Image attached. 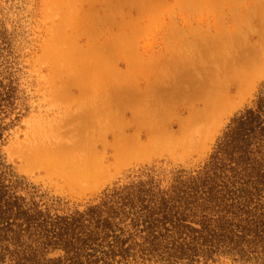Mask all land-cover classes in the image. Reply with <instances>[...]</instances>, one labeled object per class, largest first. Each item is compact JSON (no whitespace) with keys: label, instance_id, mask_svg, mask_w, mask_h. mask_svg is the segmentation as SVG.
Instances as JSON below:
<instances>
[{"label":"rangeland","instance_id":"1","mask_svg":"<svg viewBox=\"0 0 264 264\" xmlns=\"http://www.w3.org/2000/svg\"><path fill=\"white\" fill-rule=\"evenodd\" d=\"M256 48L264 0H0V185L3 205L16 202L5 215L20 218L0 220L2 264L41 237L35 222L91 207L119 212L132 249L116 264H264V57L242 64ZM226 71L250 76L212 142L179 152L161 137L124 162L111 158L144 93L169 82L176 99L178 73ZM250 110L261 119L240 123ZM77 162L86 178L67 185ZM25 219L32 228L17 226ZM149 219L185 248L165 260L163 247L143 251L150 243L134 221Z\"/></svg>","mask_w":264,"mask_h":264},{"label":"bare ground","instance_id":"2","mask_svg":"<svg viewBox=\"0 0 264 264\" xmlns=\"http://www.w3.org/2000/svg\"><path fill=\"white\" fill-rule=\"evenodd\" d=\"M263 57L264 48H256L253 55L242 60V64L254 67L261 63ZM239 70L241 71V69ZM226 72L199 73L197 74L200 75L199 77L192 79H185V73H178L174 81L170 82L171 86L177 89L176 99L170 94L169 82L163 84L161 90L147 91L144 93L141 96L142 103L137 110H131L129 112L131 118L128 120L126 119V125L122 122L123 126H121L120 130L123 134V131H129V137L126 135L128 137L127 139L125 138L126 136L123 137L125 140L119 139L121 142L118 141L116 146V142L115 144L113 143L114 147L112 148L113 150H111L113 152L109 150V153H112L111 158L113 155L117 160L125 161L126 158L128 159L130 156L137 155L149 149L161 137H163L164 140L167 139L169 143H173V150L180 149L179 152L181 150H198L200 147L206 144L208 145L214 139L216 125L220 123L222 119H225L223 117L231 112L236 104L241 102L238 101L239 99L241 100V97L245 94L244 87L247 85L248 76H250V73ZM127 91L124 90L120 92L124 95ZM127 113L125 115H127ZM175 125L177 126L176 130L173 129ZM160 140L163 141L162 139ZM144 155H146L145 152L143 156ZM143 158H145V156ZM107 160L105 165L103 164L104 161H100L102 162L101 164L99 163L101 168L105 166L104 169H102L103 171L108 163ZM117 162H115V164ZM79 163L77 164L78 166L76 165V169L80 167ZM119 163L121 164V162ZM96 164L97 163H95V165ZM86 165L87 164H84V166ZM81 166L84 167L83 165ZM88 166L91 167L93 165L89 163L87 167ZM107 166L109 167V165ZM81 169L75 170L73 168L71 173L65 177V181L68 183L67 185L70 183H77L82 179L85 180L86 173L88 172L85 173ZM87 170L89 169L87 168ZM96 170L98 173L102 171L99 170V168L97 169V166ZM112 171H114V169ZM90 172L92 174V171ZM109 173L110 171L108 174Z\"/></svg>","mask_w":264,"mask_h":264},{"label":"trees","instance_id":"3","mask_svg":"<svg viewBox=\"0 0 264 264\" xmlns=\"http://www.w3.org/2000/svg\"><path fill=\"white\" fill-rule=\"evenodd\" d=\"M245 119V120H242ZM261 119L259 114L250 110L241 118L240 123H254ZM263 121V120H262ZM239 123V124H240ZM260 122L258 126H260ZM4 186L0 185V220L5 221L8 225L13 226L20 218L16 216L11 218L5 214L13 210L9 205H14L16 202L6 200L7 204L3 205ZM19 208V207H18ZM99 210V207H91L87 212L74 216L72 218H60L50 223L42 224L35 222L39 227H43L41 237H36L33 243L25 244L26 247L22 251H13L10 254L13 256V264H116L130 254L132 249L128 245V239L123 238L124 228L119 227V224L114 223L117 218L118 210L111 207L106 212ZM18 223L17 226L26 225L32 228V221ZM136 229L139 232H145V239L150 244L143 251L148 253L157 252L163 247L165 251L161 256L168 258L174 256L178 251L185 248L186 243L179 241L178 238H173L171 242L166 240L169 237H174L170 233V229L164 224L161 225L158 220H143L142 222L134 221ZM264 224V222H263ZM118 225V226H117ZM180 238V237H179ZM167 242V243H166ZM172 244V245H171ZM62 250V253L57 257H48V253L52 250ZM3 250H8L4 248ZM120 256L121 259L117 260ZM5 254L0 253V264L4 262ZM169 261V259H166Z\"/></svg>","mask_w":264,"mask_h":264}]
</instances>
